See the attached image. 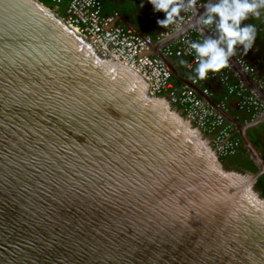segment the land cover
I'll use <instances>...</instances> for the list:
<instances>
[{
  "label": "water",
  "instance_id": "95a60500",
  "mask_svg": "<svg viewBox=\"0 0 264 264\" xmlns=\"http://www.w3.org/2000/svg\"><path fill=\"white\" fill-rule=\"evenodd\" d=\"M85 43L38 0H0V264H264L260 162L227 170Z\"/></svg>",
  "mask_w": 264,
  "mask_h": 264
},
{
  "label": "crops",
  "instance_id": "0c3cea01",
  "mask_svg": "<svg viewBox=\"0 0 264 264\" xmlns=\"http://www.w3.org/2000/svg\"><path fill=\"white\" fill-rule=\"evenodd\" d=\"M69 0H63L58 5L65 12ZM101 5V14L104 17H112V25L120 26L140 37H148L153 43L148 54L159 58L165 63L171 72V82L177 87H185L192 90L199 98L223 116L225 121L231 124L239 138L240 146L237 152L228 158L232 167L240 172L256 173L257 165L253 159L260 162L264 170V114L251 117V114L240 108L237 98L228 93L227 85L221 81L228 78V84L242 83L249 93L254 95L264 105V100L259 99L250 88L264 91L263 83L258 81L264 76V37L256 32L255 40L258 45L252 46L247 54L243 47L237 45L236 54L230 58L228 70L209 72L208 78L199 80L196 77L197 64L191 65V57L182 54H174L180 49L185 40L203 42L209 36L218 35L215 25L204 27L197 24V19L203 15V5L207 0H197L195 8L182 11L176 22L167 28L160 27L158 20L165 19L163 12H156L149 0H98ZM187 3V0H185ZM258 18H262L261 16ZM253 19V20H252ZM248 24L257 23L260 20L251 16ZM247 20V21H248ZM246 21V20H245ZM257 21V22H256ZM262 21V20H261ZM166 48L173 54L165 55ZM259 48L261 50H259ZM262 53V54H261ZM240 59L246 65L253 68L252 73L246 72L237 60ZM215 74V76H212ZM264 178V171L259 177ZM264 181V180H263Z\"/></svg>",
  "mask_w": 264,
  "mask_h": 264
},
{
  "label": "built area",
  "instance_id": "2783aa9c",
  "mask_svg": "<svg viewBox=\"0 0 264 264\" xmlns=\"http://www.w3.org/2000/svg\"><path fill=\"white\" fill-rule=\"evenodd\" d=\"M112 21V17L102 16L98 0H70L64 22L75 34L86 39L100 56L112 59L140 75L147 83L148 93L152 97L166 94L171 104L178 103L184 107L186 117L198 129L213 136L212 142L216 153L220 156L233 155L238 145L237 141L229 139L232 137L233 127L191 90L172 86L168 67L159 58L148 54L152 39L135 35L123 27L113 26ZM192 42L186 39L174 54L190 56L191 65H195L198 64V58L190 46ZM172 54L173 52L166 48L165 55ZM237 62L246 72H253L244 61L238 59ZM222 70H228V67ZM263 79L264 76L258 81L259 85L263 83ZM221 81L227 85L230 95L239 98L240 108L252 114L254 119L264 114V105L255 96L247 94L242 83L229 85L226 77Z\"/></svg>",
  "mask_w": 264,
  "mask_h": 264
},
{
  "label": "clouds",
  "instance_id": "9594fccd",
  "mask_svg": "<svg viewBox=\"0 0 264 264\" xmlns=\"http://www.w3.org/2000/svg\"><path fill=\"white\" fill-rule=\"evenodd\" d=\"M156 12H163L165 19L158 20L160 27L167 28L176 22L182 11L195 8L197 0H149ZM205 12L197 19V24L204 27L215 25L214 37H207L203 42H192L198 64L195 68L199 80L208 78L209 72H219L229 66V60L236 54V47H243L244 54L251 50L256 37V28L243 24L249 16H260L264 9V0H217L204 5ZM243 25V26H242Z\"/></svg>",
  "mask_w": 264,
  "mask_h": 264
},
{
  "label": "rangeland",
  "instance_id": "374dc122",
  "mask_svg": "<svg viewBox=\"0 0 264 264\" xmlns=\"http://www.w3.org/2000/svg\"><path fill=\"white\" fill-rule=\"evenodd\" d=\"M70 1V0H69ZM68 1V2H69ZM62 3V2H61ZM61 3H56V2H54V1H52V4L51 5H49V6H46L47 8H49L53 13H55L58 17H60L62 20H64L65 21V18H66V10H67V8H68V3H67V6H66V9H65V12H63L62 10H60L59 9V7H58V5H60ZM260 16L262 17V18H258V17H255L254 16V18H256V19H261L260 20V22H262V23H260V26H258L257 25V23H255V22H253L252 21V25H254L255 26V28H256V32H258V33H260V34H262L263 35V37H264V9H261L260 10ZM259 16V17H260ZM253 17V16H252ZM248 19H250L251 20V15L249 16V18ZM247 19V20H248ZM244 21L243 22V24H248L250 21L248 20V21ZM253 20V19H252ZM257 22V21H256ZM243 26V25H242ZM84 40V39H83ZM254 45H258L257 44V42H256V40L254 41V43H253ZM259 50H261L260 48H259ZM262 54V53H261ZM250 67V66H249ZM251 68V67H250ZM253 69V68H252ZM254 71V70H253ZM171 84H172V86H174V87H176V88H178V89H182V88H185V87H177V86H175L172 82H171ZM260 84V83H259ZM185 89H188V88H185ZM190 90V89H189ZM247 90V89H246ZM192 91V90H191ZM193 92V91H192ZM194 93V92H193ZM149 94V93H148ZM247 94H249V95H252L251 93H249L248 91H247ZM149 96H151L150 94H149ZM197 96V95H196ZM254 96V95H253ZM152 97V96H151ZM155 97H159V98H164V99H166L168 102H169V100H168V98H167V96H166V94L165 95H163V96H155ZM198 97V96H197ZM235 98H237V97H235ZM202 101H204L202 98H200ZM237 100H238V103H239V98H237ZM205 102V101H204ZM170 103V102H169ZM171 104V103H170ZM173 107H175L176 108V110L177 111H179V112H181L182 113V115L183 116H185L186 117V114H185V110H184V107H182V106H180V104H178V103H176V104H171ZM223 117V116H222ZM251 117H252V114H251ZM187 118V117H186ZM253 118V117H252ZM225 120V119H224ZM191 122V121H190ZM226 122V121H225ZM192 123V122H191ZM227 123V122H226ZM194 126H195V124L194 123H192ZM227 124H229V123H227ZM231 125V124H230ZM232 126V125H231ZM196 127V126H195ZM233 127V126H232ZM197 128V127H196ZM201 132H203V134L204 135H206L207 136V138L210 140V145H211V147L213 148V150L215 151V149H214V146H213V142H212V139H213V136L212 135H210V133H205L204 131H201ZM230 140H235V141H237V147L234 149V154L237 152V150H238V148H239V146H240V141H239V138L236 136V134H235V130H234V128L232 129V137H230L229 138ZM233 154V155H234ZM217 155L219 156V158L222 160V162H223V164H224V167L227 169V170H236V169H234L233 167H232V164L233 163H230V159L228 160V158H230L231 156H233V155H228V156H220L218 153H217ZM238 171V170H237Z\"/></svg>",
  "mask_w": 264,
  "mask_h": 264
},
{
  "label": "bare ground",
  "instance_id": "6f19581e",
  "mask_svg": "<svg viewBox=\"0 0 264 264\" xmlns=\"http://www.w3.org/2000/svg\"><path fill=\"white\" fill-rule=\"evenodd\" d=\"M71 32H72V34H73L76 38L80 39L81 42H83V44L88 45V44L85 43V42L87 41L86 39L81 38L80 36H78L77 34H75V32H73L72 30H71ZM83 39H84V41H83ZM87 42H88V41H87ZM90 45H91V44H90ZM110 63L112 64V63H115V62H114V60H111ZM111 64H109V65H111ZM117 65H118V62H117ZM122 71H124V70H121V72H122ZM122 73H124V72H122ZM109 77H110V78H113V76H110V75H109ZM124 78H126V77H124ZM119 81H121L122 84H125V85H124L125 87H126V86H129V81L125 82L124 80H121V79H120ZM137 85H138L139 89L143 90V89H142L143 87L141 86V82H138ZM134 94H135V95H134V98H133V101H132L133 103L135 102L134 99H135L137 96H138V98H140V94H141V93H138L137 91L134 90ZM153 110H154V109H153ZM159 113H160V112H159Z\"/></svg>",
  "mask_w": 264,
  "mask_h": 264
},
{
  "label": "trees",
  "instance_id": "16d2710c",
  "mask_svg": "<svg viewBox=\"0 0 264 264\" xmlns=\"http://www.w3.org/2000/svg\"><path fill=\"white\" fill-rule=\"evenodd\" d=\"M39 2H41L42 4H44L45 6H49L52 4L53 0H38ZM263 77V76H262ZM263 85H264V79L262 80ZM264 178L261 177L259 178L258 184H257V189L260 191L261 195L264 197Z\"/></svg>",
  "mask_w": 264,
  "mask_h": 264
}]
</instances>
